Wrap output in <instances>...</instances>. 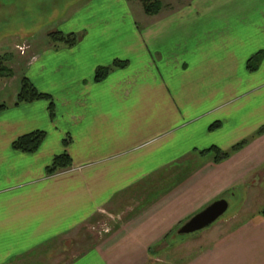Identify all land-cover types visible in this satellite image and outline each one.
<instances>
[{
    "label": "crops",
    "instance_id": "crops-1",
    "mask_svg": "<svg viewBox=\"0 0 264 264\" xmlns=\"http://www.w3.org/2000/svg\"><path fill=\"white\" fill-rule=\"evenodd\" d=\"M89 2L55 30L76 46L32 63L28 78L54 114L45 100L17 106L19 90L0 114V264H43L60 245L68 254L73 234L109 210L127 217L121 228L69 264H149L180 224L264 168V0H192L153 16L128 0ZM117 61L126 67L95 80ZM36 132L39 151L14 149ZM247 141L220 163L202 153ZM62 154L72 167L49 175ZM202 257L264 264V218Z\"/></svg>",
    "mask_w": 264,
    "mask_h": 264
},
{
    "label": "rangeland",
    "instance_id": "rangeland-1",
    "mask_svg": "<svg viewBox=\"0 0 264 264\" xmlns=\"http://www.w3.org/2000/svg\"><path fill=\"white\" fill-rule=\"evenodd\" d=\"M89 1L91 0H0V56L11 57L8 66L15 72V77L11 79L0 78V99L5 100L2 102L4 105L8 107L12 105L14 94L18 90L20 93L25 77L31 75L34 77L31 79L36 81L34 75L39 68L32 67L36 55L48 48L60 47L49 40V35L55 32L57 26L63 25L62 19L65 15L73 13L90 3ZM131 1L132 8L139 11L144 9L145 0ZM155 1L161 2L164 7L181 4L188 6L192 2V0ZM72 22L68 23L67 27ZM260 170L262 171L259 174L250 176L241 186L223 197L229 203V209L222 218L210 228L191 235H179V229L186 222L180 224L161 244L151 250L149 264H203L202 256L210 251L216 240L249 221L257 222L264 218V168ZM129 207L135 206L127 203L118 209L128 212L126 208ZM102 219L73 234V238L66 242L68 247H71L68 254L57 255L61 252L60 245L43 259V264L71 263L76 257L101 243L112 229L116 228L115 231H118L127 217L123 215L120 219V216L109 210ZM74 244L76 246H73Z\"/></svg>",
    "mask_w": 264,
    "mask_h": 264
},
{
    "label": "trees",
    "instance_id": "trees-1",
    "mask_svg": "<svg viewBox=\"0 0 264 264\" xmlns=\"http://www.w3.org/2000/svg\"><path fill=\"white\" fill-rule=\"evenodd\" d=\"M131 1V0H128ZM162 3L155 0H145L144 2V10L147 15H157L161 9H162ZM49 40L56 46H65L68 48H72L76 46L78 39L76 35L74 34H64L62 32H53L49 35ZM11 57L8 56H0V78L4 79H11L15 77L14 70L8 66V64L11 61ZM126 62H115L112 67H101L96 71V77L95 80L97 82L103 81L107 75L110 73L113 67H126ZM41 100H45L50 102V112L53 115V99L51 96L47 94L40 93L38 89L35 87L33 82L28 78L25 77L22 80L21 85V91L17 98V106L20 104H26V103H34ZM7 109L6 105H0V114L3 113ZM219 124H214L211 126V129L218 128ZM46 134L44 132H36L30 135H26L19 140H17L13 147L15 150L24 152V153H36L41 148L44 140H45ZM247 142H243L242 144L237 145L234 147L230 152L222 153L218 148H211L207 151H204L202 153H208L210 151H214L216 154L215 163H220L224 160L229 159L233 154L237 153L241 149H243ZM72 167V161L70 157L67 154H62L60 156H57L53 164L47 169V173L49 175H55L58 173H61L62 171L68 170ZM153 250V249H152Z\"/></svg>",
    "mask_w": 264,
    "mask_h": 264
},
{
    "label": "water",
    "instance_id": "water-1",
    "mask_svg": "<svg viewBox=\"0 0 264 264\" xmlns=\"http://www.w3.org/2000/svg\"><path fill=\"white\" fill-rule=\"evenodd\" d=\"M229 209V203L225 199L217 200L206 209L187 221L178 231L179 235H191L210 228L222 218Z\"/></svg>",
    "mask_w": 264,
    "mask_h": 264
}]
</instances>
